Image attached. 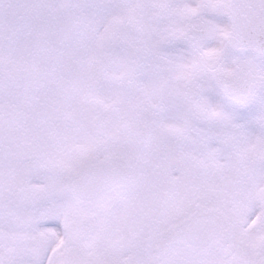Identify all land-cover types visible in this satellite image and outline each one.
Segmentation results:
<instances>
[{
	"label": "snow or ice",
	"instance_id": "6c2138e0",
	"mask_svg": "<svg viewBox=\"0 0 264 264\" xmlns=\"http://www.w3.org/2000/svg\"><path fill=\"white\" fill-rule=\"evenodd\" d=\"M0 264H264V0H0Z\"/></svg>",
	"mask_w": 264,
	"mask_h": 264
}]
</instances>
